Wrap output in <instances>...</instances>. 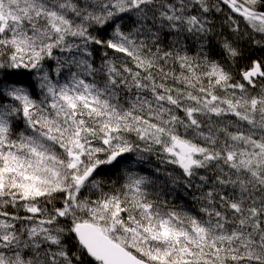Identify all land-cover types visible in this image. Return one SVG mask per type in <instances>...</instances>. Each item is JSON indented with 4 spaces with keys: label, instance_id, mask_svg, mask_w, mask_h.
<instances>
[{
    "label": "snow or ice",
    "instance_id": "obj_1",
    "mask_svg": "<svg viewBox=\"0 0 264 264\" xmlns=\"http://www.w3.org/2000/svg\"><path fill=\"white\" fill-rule=\"evenodd\" d=\"M0 264H264V0H0Z\"/></svg>",
    "mask_w": 264,
    "mask_h": 264
}]
</instances>
